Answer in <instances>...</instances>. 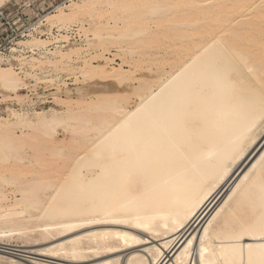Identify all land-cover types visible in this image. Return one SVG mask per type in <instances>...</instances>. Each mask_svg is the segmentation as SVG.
<instances>
[{
    "label": "bare ground",
    "instance_id": "bare-ground-1",
    "mask_svg": "<svg viewBox=\"0 0 264 264\" xmlns=\"http://www.w3.org/2000/svg\"><path fill=\"white\" fill-rule=\"evenodd\" d=\"M144 6L156 14L143 20ZM44 18L77 27L106 60L78 67L85 80L153 74L133 87L132 108L84 86L60 112L18 113L20 134L0 118V234L34 228L57 240L47 256L71 264H264V0H72ZM112 48L119 67L107 66ZM2 60L0 83L22 86ZM62 124L86 136L63 139Z\"/></svg>",
    "mask_w": 264,
    "mask_h": 264
},
{
    "label": "rangeland",
    "instance_id": "rangeland-1",
    "mask_svg": "<svg viewBox=\"0 0 264 264\" xmlns=\"http://www.w3.org/2000/svg\"><path fill=\"white\" fill-rule=\"evenodd\" d=\"M71 2L72 0H5L2 4H0V54L4 56L2 64L5 67L13 66L17 72H20V76H22L23 78L22 86L13 89H10L11 87L7 88L0 83V118L14 123L15 131L18 134H20L22 129H24L21 124L17 123L18 113L19 115L23 114L22 116L26 119L36 121L38 113H46L47 115H51L54 113V111L60 112L64 108H66L65 101L69 97H71V95H76V88L79 87H87V93L91 97L98 95L101 96L103 94V91L109 93L107 95H115V93H118L119 95L121 94L123 96L125 95L130 98V105L128 106L129 108H132L138 101L137 98H135V96L133 95L136 87L139 86L141 82H143V80H141L142 78L147 79L153 74L152 70H148V68H142V71H139L137 75L140 78L141 82L137 79L123 81L121 80L120 82V80H116V78L109 77L100 79L97 76L94 77L93 80H85L82 74H80V69L85 66L86 61H90L96 67H102L101 64L105 65L106 60L103 58H93V56L99 50L90 49L88 48V46H86V44L84 43L86 37L83 35L82 32L79 33L77 27H72L71 29L64 28V30L63 28H60L55 25L51 28L46 24V19L42 18L44 15L46 16L47 14L57 12L59 6L66 7L71 4ZM142 11L143 12H141V15H143L144 18L142 16L141 17L143 18V20L153 17V12L155 13L154 10L152 12L150 10H147L146 6L143 7ZM106 19L107 18H105V21ZM108 19L107 20L109 21V23H105H107L109 26V24L113 23V20L111 21L110 18ZM180 27L184 29L183 26L180 25ZM31 34L32 36L34 35L38 38L45 39V41L47 40L46 43H44L45 41L43 40V44H45V46L40 43L38 46H34L32 49L19 43L21 40L31 39ZM65 36L68 37L66 38ZM39 46L42 47L40 48ZM78 47L85 48L83 49V52L79 55L72 53V56L68 57L70 59H67V57H62L61 54L58 52V50L60 51L61 49L63 53H65L66 51L67 54V52L70 53L72 51L71 49H77ZM167 48V46H164L161 52L167 50ZM67 49H70L71 51H68ZM155 52L156 49H151L152 58ZM117 53L118 51L115 48H112V51L110 52H104V56L111 59L109 61V65H107L108 67H119V65L122 64V58L119 53ZM18 57L23 58V62L26 63L23 64L18 59ZM89 57H92V60ZM142 58H144V60L145 58L149 59V56H143L141 57V59ZM48 60L49 63L53 62L56 64V66H54V64L52 63L50 65L48 63ZM61 68L63 69L61 70ZM64 68L66 69L64 70ZM67 68L69 72L67 71ZM125 68H129L127 64H125ZM71 70H74L73 72L75 73L70 72ZM75 79L80 80L76 81ZM134 86L136 87L133 88ZM105 87L107 88V90ZM69 89H71V92ZM61 98L63 99V102ZM79 125H77V128L83 126V124H81L80 126ZM65 126L66 125L63 124L60 125L58 127V132L60 133H57V135L63 139L66 136H68V138L75 136L77 139L81 140L82 136H86L80 130L74 133L70 131L69 133L64 130ZM37 127H40V125ZM261 138L262 136L259 138V140ZM261 141L262 143L260 144L257 150H259L260 147L264 145V139ZM262 150H264V146L261 149V152ZM255 154L256 152L250 154V151L247 153V155H249L250 157L248 158L246 163L243 164L240 171L235 174L232 181L236 179L241 170L244 169V167L254 157ZM232 181L229 183V185H227L225 190H231L232 185L230 184L232 183ZM34 230L35 229L32 228L27 229V231H20L21 233L18 231H14L12 233L7 232L5 234L1 233L0 259L3 260L4 258L9 257L15 260L17 263L18 261L19 263L22 262L21 264H71L68 261L52 258V256H47L46 252H44L43 249H45V246L47 247L48 245L55 243L57 240H53L54 242H40L36 240V231ZM32 231L34 233H32ZM27 234L28 236H26ZM125 252L127 253L129 251ZM13 253H17V256ZM84 264H92V262L89 260Z\"/></svg>",
    "mask_w": 264,
    "mask_h": 264
},
{
    "label": "built area",
    "instance_id": "built-area-1",
    "mask_svg": "<svg viewBox=\"0 0 264 264\" xmlns=\"http://www.w3.org/2000/svg\"><path fill=\"white\" fill-rule=\"evenodd\" d=\"M44 17H45V15L42 18H44Z\"/></svg>",
    "mask_w": 264,
    "mask_h": 264
}]
</instances>
